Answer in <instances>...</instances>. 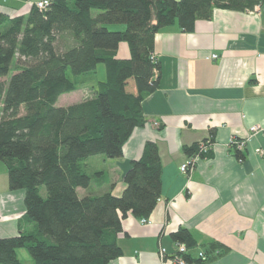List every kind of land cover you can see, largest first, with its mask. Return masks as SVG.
Returning <instances> with one entry per match:
<instances>
[{
	"label": "trees",
	"instance_id": "1",
	"mask_svg": "<svg viewBox=\"0 0 264 264\" xmlns=\"http://www.w3.org/2000/svg\"><path fill=\"white\" fill-rule=\"evenodd\" d=\"M262 2L49 0L46 10L34 4L26 16L0 13V78L14 70L0 81V161L8 189L24 191L25 208L18 234L0 238V264H22L18 248L26 249L33 264H108L120 256L122 220L129 214L147 219L160 198L156 145L146 142L140 158L131 161L119 196L80 197L77 189L106 183L104 173H89L85 162L121 157L133 130L144 125L142 100L159 85V63L150 58L155 33L173 24L191 32L214 8L244 11ZM64 36L69 44L60 45ZM121 42L128 45L127 59L116 57ZM99 64L105 79L95 84L92 98L56 106L61 94L76 89L68 70L73 76L94 73ZM196 151L197 143L183 147L187 156ZM171 238L187 249L196 246L185 228ZM223 249L206 244V261ZM183 258L191 261L188 254Z\"/></svg>",
	"mask_w": 264,
	"mask_h": 264
},
{
	"label": "crops",
	"instance_id": "2",
	"mask_svg": "<svg viewBox=\"0 0 264 264\" xmlns=\"http://www.w3.org/2000/svg\"><path fill=\"white\" fill-rule=\"evenodd\" d=\"M37 1L0 0V13L26 16ZM108 28L120 31L124 26ZM123 43L118 59L129 57ZM153 54L159 85L142 100L144 125L133 130L121 157L94 156L85 162L89 173L106 176V183H94L100 187L91 193L119 196L122 176L146 142L156 145L160 158V198L146 223L130 214L122 220L121 255L108 264H159L160 247L167 252L163 264H174L171 235L179 228L196 242L188 264H197V252L211 241L224 249L200 264H264V154L255 152H264V0L244 11L214 8L211 18L197 20L191 32L177 24L162 28L154 35ZM212 54L217 57L209 59ZM252 126L258 131H251ZM206 139L213 142L210 152L192 171L181 172L188 158L183 147ZM230 139L246 140V145L230 148ZM85 194L80 197L89 196ZM24 211V191L8 189L0 161V238L18 234Z\"/></svg>",
	"mask_w": 264,
	"mask_h": 264
},
{
	"label": "rangeland",
	"instance_id": "3",
	"mask_svg": "<svg viewBox=\"0 0 264 264\" xmlns=\"http://www.w3.org/2000/svg\"><path fill=\"white\" fill-rule=\"evenodd\" d=\"M97 11L94 10L92 11V14H96ZM109 26H120V25H109ZM108 26V27H109ZM66 36H64L61 40H59V44H65L66 42ZM123 44H127V43H123ZM128 46V45H127ZM104 65L103 64H99L96 67V70L94 73H87V74H83V75H78V76H73L70 71H67V76L70 79H73L75 85H76V89L72 92L69 93H64L61 94L57 99H56V105H71L74 104L75 102H81L87 99H90L94 96V86L95 84L100 80H102L103 77V72H105V68H103ZM103 69V71H102ZM12 68L9 71V75L12 74ZM96 167V166H95ZM98 171L102 170L103 167H97L96 168ZM100 176V175H99ZM100 186H97L94 184V182H91L90 186L87 187L86 189H81L79 191L78 196L81 195H89L92 196L93 194L91 193V191H94L95 188L98 189ZM104 188V187H103ZM106 190H110V187L108 186V188ZM106 192V191H105ZM41 194L44 196V189L42 188L41 190ZM95 195H99V194H95ZM19 254H18V258L21 261L22 264H33V261L30 257V255L28 254V252L26 251V249L24 248H18Z\"/></svg>",
	"mask_w": 264,
	"mask_h": 264
},
{
	"label": "built area",
	"instance_id": "4",
	"mask_svg": "<svg viewBox=\"0 0 264 264\" xmlns=\"http://www.w3.org/2000/svg\"><path fill=\"white\" fill-rule=\"evenodd\" d=\"M49 5V0H38L35 2V6L40 11H44L47 9ZM217 56L215 54H212L209 59H215ZM150 58L155 61V55L152 53ZM251 131L256 132L258 131V128L256 126H252L250 128ZM213 145V142H211L209 139H206L205 141H201L198 143L197 151L191 155L188 156L186 161L180 165V171L183 173L190 172L194 169V166L196 163L204 156H206ZM246 145V140H236V139H230L229 146L230 148L236 149V150H242L244 146ZM255 152L262 156L264 152L261 149H255ZM239 161L241 159L237 158ZM147 219H140L141 223H146ZM175 253L172 255V261L174 264H188V262L183 258L184 255L188 254L189 249L186 248V246L183 243H176L175 246ZM158 259L159 264H163L165 260V256L167 255V252L165 248L160 247L158 251ZM207 256L205 255L204 251L197 252V259H200L201 261H206Z\"/></svg>",
	"mask_w": 264,
	"mask_h": 264
}]
</instances>
